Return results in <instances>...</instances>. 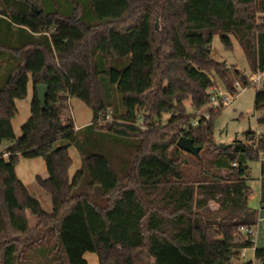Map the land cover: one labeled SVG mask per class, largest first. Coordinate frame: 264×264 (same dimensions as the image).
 Here are the masks:
<instances>
[{
  "label": "trees",
  "instance_id": "1",
  "mask_svg": "<svg viewBox=\"0 0 264 264\" xmlns=\"http://www.w3.org/2000/svg\"><path fill=\"white\" fill-rule=\"evenodd\" d=\"M216 35L228 49L234 36L251 73L264 71V0H0V148L13 143L8 159L0 154V264H88L87 253L99 264H236L249 248L264 264V248L241 232L258 224L248 163L264 154V133L224 150L211 125L220 111L193 128L186 109L208 105L214 75L229 92L246 77L213 60ZM39 85L49 89L44 109ZM68 96L92 112L90 124L62 121ZM255 107L264 125V84ZM181 136L209 149L195 157L198 174L183 168ZM70 147L82 160L72 178ZM20 157L46 162L49 178H36L51 212L17 178ZM260 172L264 206V162Z\"/></svg>",
  "mask_w": 264,
  "mask_h": 264
},
{
  "label": "rangeland",
  "instance_id": "2",
  "mask_svg": "<svg viewBox=\"0 0 264 264\" xmlns=\"http://www.w3.org/2000/svg\"><path fill=\"white\" fill-rule=\"evenodd\" d=\"M38 8V7H37ZM156 30H162V20L157 18L155 21ZM231 42L233 44L231 49H228L221 42V38L219 35L214 36L211 43V51L213 60L219 63H226L230 67L231 74L233 76V70H237L242 75L250 76L251 71L249 67V63L245 58L244 52L238 43L237 39L234 36H231ZM215 76V87L219 88L220 91L225 93H230L226 91L223 81L216 75ZM234 77V76H233ZM235 78V77H234ZM238 80V79H237ZM31 84V83H30ZM260 86H249L245 88L243 91H239L238 95L235 99L228 104V106L224 107L211 121V125L213 128V140L215 143L219 145H229L233 144L236 141H240L245 143L246 140V132L249 130L255 131L257 133H264V125H259L257 123V118L259 114L256 111L255 107V99L260 89ZM67 99V97H66ZM25 99L19 104L18 107V115L15 120V129L17 130V135H21V126L22 122H26L27 114L24 110L27 101ZM186 109L188 110V114L199 118L206 115H211L210 106L206 105L201 108V110L194 109L191 105V102L188 101L186 103ZM63 112V111H62ZM71 114L70 111L66 114L73 119V121L77 123V125H84L87 122L92 120V112L86 107L84 103L79 101L78 99L73 100ZM64 113V112H63ZM64 116V119L67 117ZM212 116V115H211ZM210 116V117H211ZM169 116H164V121L168 120ZM69 151L71 158L74 161V164L70 171L76 170L77 163L81 162L80 155H78V151L75 147H70ZM183 152V151H182ZM209 153V149L202 150L200 152V156L207 157ZM180 158L189 161L188 165H183V168L188 174H198L200 168L195 164V157L183 152L180 155ZM249 172H251V177L248 180L249 187L251 188V195L248 200L249 206L256 212L260 211V177H261V163L260 160H250L249 163ZM46 168L45 161L42 158L36 159H26L20 157L19 164L17 165V173L18 177L26 178V176H30L34 179V176L37 173H41L42 169ZM34 181V180H32ZM30 194L37 200L40 201L43 209H47L48 206V198L49 195L44 192V190L39 187V185H29ZM51 204V199L50 202ZM28 223L32 228L37 223V218L32 214L31 211L27 212ZM264 227V224H263ZM252 249L249 248L247 250L248 256L246 259H241V261L236 262V264H244L252 261V264H258L256 259L253 256ZM88 255H92L95 259L97 258L95 254L89 253ZM89 257V256H88Z\"/></svg>",
  "mask_w": 264,
  "mask_h": 264
},
{
  "label": "crops",
  "instance_id": "3",
  "mask_svg": "<svg viewBox=\"0 0 264 264\" xmlns=\"http://www.w3.org/2000/svg\"><path fill=\"white\" fill-rule=\"evenodd\" d=\"M246 76V75H245ZM31 83V84H30ZM30 83H29V85H28V94H27V98L25 99V101H27L28 103H26V105H25V108H24V110H25V112H26V114H27V117H26V119H29L30 118V116H31V113H30V109H31V104H32V102H33V99H34V97H33V93H34V88H33V82L30 80ZM76 98H73V97H71V96H68L67 97V99L64 101V102H62L61 104H60V113H61V119H62V121L63 122H66L68 119H70L71 117H69L68 115V117L66 116V114L68 113V111H70L71 112V114H73V112H72V107H73V100H75ZM23 100H19V101H17V103H16V105H17V115H18V107H19V104L22 102ZM24 101V102H25ZM64 113H63V112ZM64 116H66L67 117V119H64ZM17 117V116H16ZM16 117H15V119H13V121H12V126H13V130L15 131V135H16V137H18V135H17V130L15 129V125H14V123H15V120H16ZM72 119V118H71ZM25 121V120H24ZM22 122V124L23 123H25V122ZM92 121V120H91ZM91 121L90 122H87L86 124H84V125H77V123H76V121H75V125H76V128L77 129H81V128H83L84 126H86V125H88V124H90L91 123ZM12 145H13V143H11V142H4V144L2 145V147L0 148V154H4L5 152H7V150L9 149V148H11L12 147ZM71 149H69V151H70ZM70 154V153H69ZM78 155H79V153H78ZM71 157V156H70ZM80 158V157H79ZM72 159V158H71ZM81 160V159H80ZM44 161V160H43ZM72 161H73V159H72ZM73 164H74V161H73ZM45 165H46V162H45ZM73 166V165H72ZM72 166H71V168H72ZM81 166H82V160H81V162L79 163H77V166H76V170H74V171H70L71 170V168H70V170H69V176L72 178L73 177V175L76 173V171L78 170V169H80L81 168ZM16 175H17V178H19L24 184H25V186H26V188H27V190L29 191V188H28V186L29 185H33V184H35V185H38L37 184V176H40L41 178H43V179H47V178H49L48 177V171H47V167L46 168H44V169H42V171H41V173H37V175H35L34 176V179H32L30 176H26V178H21V177H18V173H17V167H16ZM32 180H34V181H32ZM45 192V191H44ZM30 193V192H29ZM48 195H49V197L50 198H48L49 200H48V206H47V209H44V210H46L47 212H51L52 210V197L50 196V194L49 193H47ZM50 199H51V204L49 203L50 202ZM256 218H257V220H258V224H257V226L253 229L254 230V236H255V247L256 248H264V227H263V224H264V206H262L261 204H260V211L259 212H257V216H256ZM36 225H37V223H36ZM36 225L33 227V228H35L36 227ZM252 249V251L251 252H253V256H254V258H255V252H254V248H251ZM89 253H87L84 257L86 258V260L88 261V264H99V259H98V257L95 259L94 257H92V255H88ZM92 254V253H91ZM89 256V257H88ZM247 256H248V252L246 251V258H247ZM252 262V261H251ZM253 263V262H252Z\"/></svg>",
  "mask_w": 264,
  "mask_h": 264
},
{
  "label": "built area",
  "instance_id": "4",
  "mask_svg": "<svg viewBox=\"0 0 264 264\" xmlns=\"http://www.w3.org/2000/svg\"><path fill=\"white\" fill-rule=\"evenodd\" d=\"M264 84V71H259L257 73H251L250 76H246V77H241L238 80H236L235 84H234V88L235 91L234 92H230V93H225L219 90V88L217 87H213L211 89V97H210V101L208 103V105L210 106L211 110L210 113L212 115V112L217 113L219 111H221L224 107L228 106L229 103H231L235 97L238 95L239 91H243L245 88L249 87V86H262ZM211 115H206V116H202L199 118L194 119L191 122V125L193 128L199 127L201 126V119L204 118V121H208L210 120V116ZM110 117V116H109ZM108 117V119H109ZM263 133H257L255 132V135L252 136L251 138L246 137V140H248L249 142H253L255 141H259L261 139V135ZM261 158H260V163L264 162V154H261ZM4 158L8 159L9 158V154L6 153L4 154ZM233 166H236V163L233 164ZM241 232L244 236H247L248 234H251L254 236V230L253 228H249V227H243L241 228ZM255 237V236H254ZM246 251L247 250H243L241 253V259H246Z\"/></svg>",
  "mask_w": 264,
  "mask_h": 264
},
{
  "label": "water",
  "instance_id": "5",
  "mask_svg": "<svg viewBox=\"0 0 264 264\" xmlns=\"http://www.w3.org/2000/svg\"><path fill=\"white\" fill-rule=\"evenodd\" d=\"M48 86L47 85H39L37 88V94L38 97L41 101L42 104V108L44 109L46 106V96L48 94ZM177 147L182 150L183 152L196 157V158H200L199 154L202 151V147L200 146H196L195 141L190 139V138H186L184 136H181V138L177 141ZM232 144L229 145H219L220 148L226 150L229 149V147H231Z\"/></svg>",
  "mask_w": 264,
  "mask_h": 264
}]
</instances>
